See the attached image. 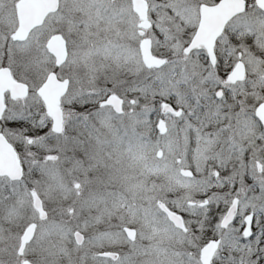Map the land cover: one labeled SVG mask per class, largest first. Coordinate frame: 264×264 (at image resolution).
I'll return each instance as SVG.
<instances>
[{"label":"snow or ice","instance_id":"6c2138e0","mask_svg":"<svg viewBox=\"0 0 264 264\" xmlns=\"http://www.w3.org/2000/svg\"><path fill=\"white\" fill-rule=\"evenodd\" d=\"M0 264H264V0H0Z\"/></svg>","mask_w":264,"mask_h":264}]
</instances>
